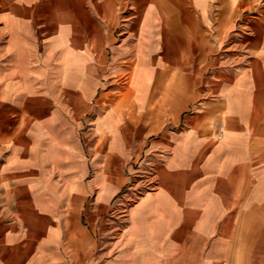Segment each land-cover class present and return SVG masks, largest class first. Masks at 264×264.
Listing matches in <instances>:
<instances>
[{
  "label": "crops",
  "instance_id": "0c3cea01",
  "mask_svg": "<svg viewBox=\"0 0 264 264\" xmlns=\"http://www.w3.org/2000/svg\"><path fill=\"white\" fill-rule=\"evenodd\" d=\"M0 264H264V0H0Z\"/></svg>",
  "mask_w": 264,
  "mask_h": 264
},
{
  "label": "rangeland",
  "instance_id": "374dc122",
  "mask_svg": "<svg viewBox=\"0 0 264 264\" xmlns=\"http://www.w3.org/2000/svg\"><path fill=\"white\" fill-rule=\"evenodd\" d=\"M144 1H147V0H144ZM152 1H154V0H152ZM157 1H161L163 3L165 2V0H157ZM233 1H236V0H233ZM242 12H243V10L242 9H239V8H236V9H233L232 10V13H233V16H232L233 23L236 20L238 21V23L240 22V17H241V13ZM156 27L157 26H156V24H154V21L152 19H151V21L147 25L144 26V28H147L150 32L152 31L153 33H154V30H155ZM238 27L239 26L237 24L236 28H238ZM151 39H152L151 40L152 41V46L154 48V46L157 43V41H155V38L154 37H151ZM172 43H175V42H172ZM196 44H197V42H196ZM232 44H233V50H234V48H238L239 47V42H237V41H234L233 40L232 41ZM193 45L194 44H189V47L188 48L190 49L191 53L195 52V54H196V51H193ZM172 49H173V51L170 52L172 54V57L170 59L173 61L172 63L175 64V61H177V60L178 61H181V60H179V57H176L175 56L176 52L174 50L176 49V47L175 46H172ZM195 54L194 55L192 54L191 56H184L183 59H182L183 62H184L183 66L184 67H188L189 70H192L191 67L193 65H195L194 62L198 60V57ZM233 58H234V56L232 57V59ZM159 60H160V54L159 55H155L153 57V63L157 64V66H158ZM218 60L219 59L217 58V61ZM156 93H159V90L158 89L156 90ZM151 108H152V111L148 115V120L145 121V125L147 124V125H150V126L160 127L164 123L163 122V117H162L161 110L164 111L165 106L153 105V106H151Z\"/></svg>",
  "mask_w": 264,
  "mask_h": 264
}]
</instances>
